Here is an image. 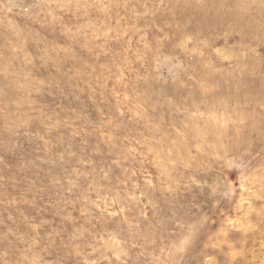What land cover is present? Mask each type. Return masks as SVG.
Wrapping results in <instances>:
<instances>
[{
    "label": "rangeland",
    "instance_id": "1",
    "mask_svg": "<svg viewBox=\"0 0 264 264\" xmlns=\"http://www.w3.org/2000/svg\"><path fill=\"white\" fill-rule=\"evenodd\" d=\"M0 264H264V0H0Z\"/></svg>",
    "mask_w": 264,
    "mask_h": 264
}]
</instances>
